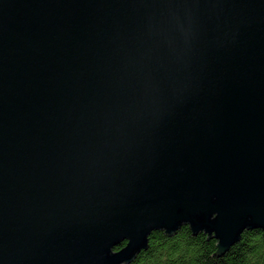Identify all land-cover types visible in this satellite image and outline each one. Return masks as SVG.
Here are the masks:
<instances>
[{
  "label": "water",
  "instance_id": "95a60500",
  "mask_svg": "<svg viewBox=\"0 0 264 264\" xmlns=\"http://www.w3.org/2000/svg\"><path fill=\"white\" fill-rule=\"evenodd\" d=\"M183 227L264 232V0H0V264Z\"/></svg>",
  "mask_w": 264,
  "mask_h": 264
},
{
  "label": "trees",
  "instance_id": "16d2710c",
  "mask_svg": "<svg viewBox=\"0 0 264 264\" xmlns=\"http://www.w3.org/2000/svg\"><path fill=\"white\" fill-rule=\"evenodd\" d=\"M199 234L191 235L188 227L181 228L174 236L167 237L154 232L148 238V248L136 256L130 264H264V232L245 231L237 244L220 258L216 253V241ZM206 242V243H205ZM125 247V243L115 249Z\"/></svg>",
  "mask_w": 264,
  "mask_h": 264
}]
</instances>
